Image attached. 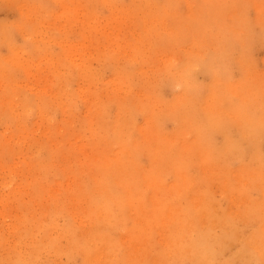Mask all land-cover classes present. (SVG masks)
<instances>
[{"label": "rangeland", "instance_id": "1", "mask_svg": "<svg viewBox=\"0 0 264 264\" xmlns=\"http://www.w3.org/2000/svg\"><path fill=\"white\" fill-rule=\"evenodd\" d=\"M13 1L0 0V25L17 27L16 34L12 33L16 47L20 48L17 53L18 60L14 63L19 67H16L12 63L13 53L6 44L0 45V60L9 63L6 72L0 71V264H13L16 255L30 258L35 254L33 249L35 244L39 241L41 248H44L49 244L50 238L56 240L57 249L43 250L37 255L39 256L37 264H83L84 254L77 251L78 246L74 245L73 236L63 232V227L70 226L72 233L90 238L95 230L100 237L108 230L109 224L101 223L102 216L94 213L90 200L94 201L97 196L108 191L114 193L123 189L121 181L118 180L121 174L112 177L108 166L102 168L104 163L102 159L106 156L115 162L119 158H121L119 162L128 161L121 151L123 148L127 149V145L138 139L142 148V135L136 128L149 127L151 133L148 136L155 137L159 143L162 141L161 135L153 131L157 129L153 124L154 118L148 116L142 103L153 107L152 113L155 117L158 113L161 115L167 102L174 104L171 102L176 101L174 93L177 91L164 83L163 73L166 65L164 63L172 60L177 63L190 51L199 54L224 36L241 40L247 33L253 32L259 35L247 40L250 44L251 60L248 61L247 73H253L252 76L257 79V83L250 78L248 88L264 87V35H260L264 32V0H209L207 4L199 0H175L172 8L168 9L175 19L174 36H169L162 30L159 37L152 31L151 23L147 27L143 25L142 14L138 17L131 13L133 18L125 20L120 16L113 17L108 7L99 6L95 9L81 3L83 5H68L64 8L60 0H34L40 10L32 11L23 0H15L14 3ZM122 2L126 6L133 5L128 0ZM222 6L227 7L223 19L219 18L216 12L217 8ZM31 11L35 13L33 16H30ZM66 11L69 12L65 13ZM118 20L126 21V24L115 29L113 26ZM109 24L113 31L112 36L116 41L120 40L121 50L123 49L119 54L120 60L112 71L104 62L106 53H102L106 52V46L117 51V44L108 43L102 36V31ZM196 25H200L203 31L196 30ZM84 30H91L92 36L89 34L86 37L81 36ZM62 36H70L71 41L77 44L70 63L72 69H77L76 65L87 60L96 73L94 82L89 83L85 77L77 80L76 70H73L74 73L70 70L65 74H71L72 88L77 90L78 94V84L83 89L82 96L75 98V111H71L70 106L65 105V100L57 102L50 92L45 98L53 102L52 113L39 116L33 106L32 111L25 117L22 108L18 107L16 113L22 116L14 117L11 121L9 118L14 115L8 100L14 98L11 102L18 104L22 95L31 96L32 91H38L41 85H45L46 78L51 79L55 76L56 63L51 58L54 57L53 53L59 54L66 48V44L59 42ZM100 40L105 47L98 45ZM38 45L44 50L39 49L36 52ZM46 50L52 56L41 59L40 53ZM231 71L235 79L240 78L237 65H233ZM6 75L11 78L12 87L8 86V78H3L7 77ZM197 79L200 85L208 82V78L201 74H198ZM39 80H43L41 84L38 83ZM52 89L54 92L58 89V82ZM87 100L89 102L96 100L94 104H89V113L85 104ZM116 101L124 104L121 117L116 116ZM103 106L109 110L106 122L116 125L117 121L122 131H125L126 135L120 138L123 145H115L112 140L114 131L107 125H105L107 132L101 130L99 133L98 128L102 124L97 120H94L92 130L79 132L80 122L92 121L94 117L99 118L100 108ZM54 110L57 111L54 113ZM48 115H53L54 118L51 120ZM174 126L172 120H166L162 125L168 133L172 132ZM235 130L236 128H233L232 133H235ZM221 140L222 137L217 135L214 142L218 144ZM245 152L242 160L247 161L250 151L246 148ZM98 153L105 155L99 157ZM132 155L138 169L145 172L144 169L147 167L144 165L148 164L149 159L147 151L136 148L132 150ZM239 160H232V167H238ZM186 167H190L187 172L185 169L183 171L184 178L190 180L187 186L193 185L196 175L201 173L202 168L197 155L186 163ZM113 168L112 165L111 171L115 172ZM208 168L215 180L222 176L215 172V168ZM133 170L126 181L129 186L127 189L129 193L143 199L142 209H138L137 201L128 204L125 219L121 220L113 239L117 240L116 249L122 254L131 252L133 261L137 259L142 260L144 264H151L148 257L149 241L154 243L155 250L159 249L163 244L161 240L164 241L163 237L168 230L162 224H157L154 228L152 226L150 229L147 227L148 211L153 207L148 200L151 196L149 191L157 188L163 195L166 191L171 193L170 190L176 188L184 190L185 186L182 180L174 184L173 173L167 174V171L161 172L160 176L150 180L148 184H142L139 182L140 175L136 176ZM208 188L212 190L211 197L215 198L217 203L222 204L224 208L231 205L227 196L220 195L217 184H212ZM251 196L253 199L260 198L255 190L251 191ZM56 212H59V215L56 216L54 234L46 237L42 229L27 232L30 222L40 219L45 226ZM259 226L260 222L257 219H241L237 223V234L222 243L220 261L226 264H246L247 257L236 259L235 256L242 247L243 239ZM142 227L147 232L140 244L141 255V252L132 249V240ZM96 241L98 239L94 243L93 238L90 247L93 249L101 247V255L89 264H107L113 261L109 243ZM157 241H161L162 244H157ZM141 246L138 247L140 250Z\"/></svg>", "mask_w": 264, "mask_h": 264}, {"label": "bare ground", "instance_id": "2", "mask_svg": "<svg viewBox=\"0 0 264 264\" xmlns=\"http://www.w3.org/2000/svg\"><path fill=\"white\" fill-rule=\"evenodd\" d=\"M118 1L122 2V0H60V3L64 8H67L68 5H83L81 3L95 9L99 6L108 7L113 17L120 16L125 20L132 19V14L138 17L142 14L143 25L147 27L151 23L152 31L156 37L161 35L162 30L167 35L174 36L175 19L168 9L172 8L175 0H142V2L128 0L133 4L132 6L123 5V2L119 3ZM199 1H203L204 4L209 2V0ZM23 2L28 4L32 11L40 10L34 0H23ZM225 8L227 7L217 8L216 12L219 18L225 17ZM32 11L30 16L35 14ZM67 12L69 11L65 13ZM115 24L113 28L117 29L126 24V21L118 20ZM17 26L19 27V25ZM30 28L33 30L32 27ZM105 28L102 31V36L108 43L117 44V51L115 48L105 47L101 40L98 41V45L106 48V52H102L106 53L104 62L112 71L116 68L117 62L120 60L119 54L123 52V49L121 50L122 43L119 44L120 40L116 41L112 36L113 31L110 24ZM195 29L200 31L201 26L196 25ZM17 31L16 26L0 25V45H7L9 51L13 53V65L19 67L14 64L18 60L17 53L20 51L13 38V33L16 34ZM91 32V30H84L81 36L86 37L87 34L92 36ZM258 35L249 32L241 40L224 36L226 39H218L214 44L205 46L207 48L199 54L196 51H190L177 63H174L173 60L164 63L166 64L163 73L164 83L169 84V88L177 91L174 93L176 101L171 102L174 104L167 102L163 106L164 110L161 115L159 116L158 113L155 117L152 113L153 107L142 103V107L147 110L148 116L151 115L150 117L154 118L153 124L157 126V129L153 131L157 135H161L162 141H160L162 143H159L155 137L148 136L151 133L149 127L146 129L136 128L142 135V148L140 147V139L127 145V149L123 148L121 151L128 158V161L125 160L122 163L119 162L121 159L119 158L115 162L112 158H106L104 153H98L97 156L105 157L102 159L104 161L102 168L108 166L112 177L116 175L118 177V173L121 174L118 180L121 181L123 189V191L114 193L108 191L97 196L94 201L90 200L94 213L102 216L101 223L107 222L109 224L108 230L103 233L102 237L98 236L99 234L95 230L92 238H90L72 233L70 226L63 227V232L73 236V243L78 246L77 251L84 254L83 264H89L101 255V247L98 246L94 249L90 247L93 238L94 243L96 239H98L96 242L109 243L108 247L113 261L107 264H144L142 260L133 261L131 252L128 254L119 252L116 249L117 240L113 239V234L118 229L121 220L124 221L125 219L128 204L137 201L138 209H142L143 199L129 193V189H127L129 186L126 181L133 169L136 176L140 175L142 180L140 179L139 182L142 184H148L150 180L160 176L161 172L167 171V174L173 173L174 184L182 180L185 186L184 190L176 188L170 190L171 193L166 191L163 195H161L162 191L157 188L149 191L151 196L148 197V200L153 207L148 211L147 227L150 229L152 226L154 228L155 225L162 224L168 230L166 236L163 237L164 241L161 240L163 244L161 241L156 242L162 244L159 249L155 250L154 243L149 241V263L226 264L220 261L222 243L237 234V223L241 219H257L260 226L243 239L242 247L235 258L247 257L246 264H264V87L259 86V89L248 88L251 83L250 78L254 79V76H252L253 73H247L248 61H251L249 59L250 44L247 40L253 39L254 36L258 37ZM260 35H264V32ZM117 36L119 37V35ZM59 42L66 44V48L59 54L53 53L54 57L48 50L40 53L41 59L52 56L51 59L56 63L55 76L51 79L46 78L45 85H41L38 91H32L31 96L22 95L18 104L11 102L14 98L9 97L10 110L14 115L9 118L11 121L14 120V117L22 116V114L16 113L18 107L22 108L24 116L32 111L33 106L39 116L43 117L48 112L52 113L53 102L45 98L50 92L54 93L51 96L57 99V102L65 100V105H69L70 110L75 111V98L79 95L82 96L83 89L78 84V94L77 90L72 88V76L65 74L70 70L73 73V70H76L75 79L82 80L85 77L89 83L94 82L96 73L89 66L87 60L76 65L77 69L71 67L70 63L74 57L77 44L71 41L70 36H62ZM39 49L44 50L39 45L36 46V52ZM98 60H101L100 57ZM8 65L6 60H0V71L6 72ZM233 65H237L239 68L240 78L235 79L232 76L231 67ZM198 74L207 77L208 82L200 85L197 79ZM6 76L3 78H8V86L12 87L11 78ZM256 80L255 78L254 81L257 83ZM42 81L39 80L38 83L41 84ZM57 82L58 89L54 92L52 86H56ZM89 101H85L88 113L89 104H94L96 100ZM115 105L117 106L116 116L121 117L124 104L116 101ZM55 111L57 110L53 112L55 113ZM108 111V107L103 106L100 108L99 118L94 117L92 121H81L79 132L86 129L92 130L93 122L97 120L102 124L98 128L99 133L101 130L107 132L105 129V125H107L111 131H114L112 140L115 145H123L120 138L126 133L122 131L117 121L115 122L116 125L106 122ZM48 117L54 118L53 115H48ZM166 120H172L175 125L170 133L162 127ZM233 128H236L235 133H232ZM217 135H220L222 140L215 144L214 139ZM136 148L147 151L149 159L148 164L144 165L147 167L144 169L145 172L140 171L132 160V150ZM246 148L250 151L247 161L242 160L245 157ZM195 155H197L203 169L201 168V173L196 175L194 184L187 186L190 184V180L184 178L183 171L184 169L186 172L190 170V167L185 168V165ZM234 159H240L239 166L236 168L232 167L231 164ZM112 165L115 172L111 171ZM208 167L215 168V172L222 176L215 180L210 175ZM232 169L238 172L235 173ZM94 176L95 174L92 177ZM212 184H217L220 195L227 196L231 205L224 208L222 204L217 203L215 198L211 197L212 190L208 187ZM253 190L257 191L260 198H252L251 191ZM58 215L59 212L52 215L45 226L42 225L40 219L33 220L32 223L29 221L30 226L27 232L42 229L44 236L49 237L56 231V216ZM146 232L147 230L142 227L132 240V249L138 250L141 255L142 246L140 244L144 241L143 235ZM57 246L58 244L53 238H50L49 244L44 248H41L38 241L33 247L34 255L30 258L16 255L12 263L37 264L39 262L38 254H41L43 250H56ZM140 246L141 250L138 248Z\"/></svg>", "mask_w": 264, "mask_h": 264}]
</instances>
